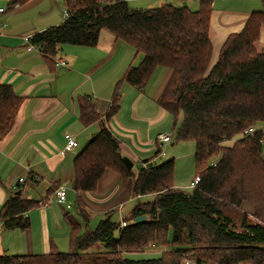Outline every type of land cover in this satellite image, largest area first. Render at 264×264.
<instances>
[{
  "label": "trees",
  "instance_id": "trees-1",
  "mask_svg": "<svg viewBox=\"0 0 264 264\" xmlns=\"http://www.w3.org/2000/svg\"><path fill=\"white\" fill-rule=\"evenodd\" d=\"M21 3L26 0H10ZM66 16L61 23L34 32L30 41L54 57L63 44L96 45L102 29L141 54L123 79L143 88L154 69H170L157 102L173 116L174 140L194 144L196 185L183 191L172 185L173 160L156 164L142 160L136 175L122 162L119 140L106 121L119 108L118 83L108 109L100 114L84 95L79 119L84 125L99 121V129L72 160L71 186L94 191L106 169L132 178L137 201L128 216L101 217L94 228L78 232L71 223L70 250L45 253H1L0 264H264V53L256 51L264 10L253 11L244 28L223 42L211 61L208 35L212 0H198V8L163 3L150 8L130 6L126 0H62ZM22 98L9 84L0 83V139L11 129ZM181 113L180 123L176 118ZM257 125L262 127L257 128ZM253 127L252 132H245ZM216 158L214 163L211 159ZM44 200L12 193L0 206L5 230H25L24 213ZM245 201L253 203V220L242 213L236 222L226 212ZM79 213L82 208H78ZM145 215L139 222L135 218ZM126 222L122 226L121 221ZM169 244L158 257L130 259L125 253L147 246Z\"/></svg>",
  "mask_w": 264,
  "mask_h": 264
},
{
  "label": "crops",
  "instance_id": "crops-1",
  "mask_svg": "<svg viewBox=\"0 0 264 264\" xmlns=\"http://www.w3.org/2000/svg\"><path fill=\"white\" fill-rule=\"evenodd\" d=\"M126 1L140 8L169 3ZM183 1L187 5L198 2L173 0V3ZM0 7L4 8L0 13V83L9 84L22 98L11 129L0 139V206L19 189L21 197L31 198V188L24 175L33 181V187L46 182L44 193L35 198L44 201L24 213L29 219L27 229L5 230L0 219V254L59 250L66 242L70 245L72 222L77 224L78 232H82L89 227L86 222L94 216L101 217L114 210L120 215L125 212L128 200L134 197L132 178H121L118 171L110 168L98 180L94 191H76L70 185L74 205L82 208L87 221L77 208L80 222L48 201L59 185L71 183L72 160L82 140L79 138L88 141L100 126L99 121L84 125L79 119L81 98L88 95L96 111L103 114L110 105L117 82L119 108L105 124L119 140L121 154L132 160L133 175L138 172L132 170L134 161L144 165L142 160L152 157L158 148V135L169 134L170 141L162 144L166 159L179 145L178 156L186 158L172 157L184 161L185 167L190 163L186 174L188 183L184 182L185 177L177 180L172 177V185L179 189L189 187L196 173L194 162L186 163V160L192 158L194 147L180 149L183 142L174 140L173 116L157 102L170 74L169 68L156 67L141 89L126 82L123 79L126 69L136 65V56L138 64L141 54H135L131 46L117 40L106 29L100 31L96 45L66 43L54 57L48 58L38 48L27 49L24 36L61 23L65 10L62 0H26L16 6L10 0H0ZM257 10H264V0H212L208 26L212 63L227 37L239 33L249 15ZM254 47L264 53V18ZM150 84L152 86H147ZM64 133H69L78 145L66 147ZM66 193L68 198V190ZM129 213H125V217Z\"/></svg>",
  "mask_w": 264,
  "mask_h": 264
},
{
  "label": "rangeland",
  "instance_id": "rangeland-1",
  "mask_svg": "<svg viewBox=\"0 0 264 264\" xmlns=\"http://www.w3.org/2000/svg\"><path fill=\"white\" fill-rule=\"evenodd\" d=\"M164 1H169V2H172L173 3V0H164ZM198 2H194V4L192 2H189L188 3V7L190 9H197L198 8ZM138 56L135 57V64H137L138 62ZM162 67V66H161ZM163 68V67H162ZM158 81L154 83V86L156 87ZM147 86H152V84L150 85H147ZM148 88H151V87H148ZM149 90V89H148ZM172 118V117H171ZM181 118H182V115L181 113H179V115L177 116L176 118V123H180L181 121ZM173 119H171V122H172ZM257 128H260L262 127V125H257L256 126ZM97 131V130H96ZM95 131V132H96ZM94 133V132H93ZM79 139H82V140H79V150H81V148L85 145L86 141L84 137H80ZM183 145H181L180 149L182 150H185V149H188L189 146H193L194 147V144L192 141H182ZM76 148V149H78ZM179 145H176L174 150H173V154H171L169 156V158L166 159L167 156H165L166 154V149H164V153L161 154L159 153L157 157H154L153 161H155L154 163L156 164H161L165 161H168V160H173V173H172V177L174 180H177V179H182L185 177V180L184 182L186 181L188 183L189 180H187V172H188V167L190 165V161L191 162H194V167H195V161H194V155L192 156L191 159H188L187 157V160H186V163H189L187 164V167H185L184 165V161L183 162H179L178 160L174 159V157L172 156H176V158H181L182 160L186 157H179L178 154L180 153L179 152ZM263 153H264V146H263ZM178 156V157H177ZM181 160V161H182ZM216 160V158H213L211 159V163H214ZM193 165V163H192ZM140 165L137 164V162L134 161V166H133V172H137L138 168H139ZM195 176V175H194ZM24 178L26 179V182H27V186L31 188V198H38L40 195H42L44 193V190H45V185H46V182L42 181L40 182V185L39 186H36V187H33L34 186V183H32L33 181H31L29 179V176L28 175H24ZM192 180V179H191ZM185 182V183H186ZM71 183L67 184L65 187H66V190H68V193H69V196L67 198V201L69 203H71V208H66V206L64 204H57L56 202L52 203L58 207H60L61 210H63L64 212H67L71 218L77 222H80L81 218L79 216V214L77 213L76 211V204L74 205V200H72V196H70V192H73V189L71 188ZM181 190L183 191H190L191 188H180ZM153 195V194H152ZM152 195L150 194H146V195H142L138 198H132L130 200H128V203L126 205V207H124V213L122 215H120L118 212H116V210L112 211V219L116 220V221H120L122 218L125 217V213L129 212L131 207L137 202V201H146V200H151L153 197ZM260 195L261 197L263 198L264 197V192H261V189H260ZM253 203L250 202V201H245L244 203L241 204V206L239 207H233L231 206L229 209L226 210L227 213H229L233 219L238 222L239 220V217L241 216L242 213H246L249 217L250 220H253V215H252V212H253ZM103 217V216H101ZM101 217H97V216H94L90 219L89 222H86L88 223V226L90 229L94 228L95 225L97 224L98 220L101 218ZM83 224V223H82ZM69 240V237L67 239V241ZM66 241V238L64 239V242ZM170 248L169 244H166V245H162V244H157V245H153V246H147L146 248H144L142 251H138V252H131V253H125L124 256L127 257V258H130V259H140V258H152V257H158L161 255V253L165 250H168ZM59 250L60 251H64V252H67L70 250V245L66 242L65 244H63V246H59ZM194 264V263H193ZM239 264H251L250 261H244V262H241Z\"/></svg>",
  "mask_w": 264,
  "mask_h": 264
},
{
  "label": "built area",
  "instance_id": "built-area-1",
  "mask_svg": "<svg viewBox=\"0 0 264 264\" xmlns=\"http://www.w3.org/2000/svg\"><path fill=\"white\" fill-rule=\"evenodd\" d=\"M15 6L18 5L17 3L14 4ZM4 11L3 7H0V13ZM63 16H66V12L65 10L63 11ZM31 35H26L24 36V41L26 42V48L27 49H33V48H37L36 45H34L33 43H31L30 41ZM61 63H63V61H61ZM254 130L253 127H249L245 132H252ZM170 135L169 134H160L158 135V149L160 150V153H163V148H162V144L165 142L170 141ZM64 140H65V144L66 147H76L78 145L77 141L69 134V133H64ZM263 145H264V140L262 141ZM22 178H19V181H21ZM199 180V176H194L193 179L191 180L189 187L193 188L196 183ZM51 204L56 202L57 204H64L66 206V208H71V203H69L67 201V193H66V187L61 184L59 185L55 190L54 193L52 194V197L49 198L48 200ZM121 225L124 226L126 225V222H124L123 220L121 221ZM194 261H192L191 259H185L184 260V264H193Z\"/></svg>",
  "mask_w": 264,
  "mask_h": 264
},
{
  "label": "water",
  "instance_id": "water-1",
  "mask_svg": "<svg viewBox=\"0 0 264 264\" xmlns=\"http://www.w3.org/2000/svg\"><path fill=\"white\" fill-rule=\"evenodd\" d=\"M182 4L183 5H187V3H186V1H183L182 2ZM122 162H123V164H124V166H125V168L127 169V170H130L131 168H132V160L128 157V156H126V155H122ZM20 189L19 190H17L16 192H14L15 194H20ZM145 215H139V216H137L136 218H135V221L136 222H139V221H142V220H144L145 219Z\"/></svg>",
  "mask_w": 264,
  "mask_h": 264
}]
</instances>
